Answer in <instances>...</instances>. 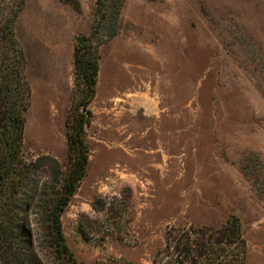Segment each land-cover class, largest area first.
I'll return each mask as SVG.
<instances>
[{
	"label": "rangeland",
	"instance_id": "rangeland-1",
	"mask_svg": "<svg viewBox=\"0 0 264 264\" xmlns=\"http://www.w3.org/2000/svg\"><path fill=\"white\" fill-rule=\"evenodd\" d=\"M68 1L26 0L16 23L32 90L24 155L65 169L85 87L76 37L92 33L97 6ZM100 51L88 171L62 217L78 260L154 264L171 228L238 215L246 264H264V0H126ZM41 242L44 262L61 264Z\"/></svg>",
	"mask_w": 264,
	"mask_h": 264
},
{
	"label": "trees",
	"instance_id": "trees-1",
	"mask_svg": "<svg viewBox=\"0 0 264 264\" xmlns=\"http://www.w3.org/2000/svg\"><path fill=\"white\" fill-rule=\"evenodd\" d=\"M125 2L97 0L92 33L76 37V84L79 89L82 84L85 87L67 121L65 169L52 155L35 160L24 155L26 112L32 90L26 74L27 55L17 36L16 23L26 0H0L1 264H46L40 254L41 240L61 264H85L68 244L62 217L88 171L86 126L91 121L90 104L99 78L100 47L119 34ZM32 215L39 218L36 226ZM247 252L242 219L232 215L219 227L191 226L184 233L171 228L167 245L158 252L154 264H246Z\"/></svg>",
	"mask_w": 264,
	"mask_h": 264
}]
</instances>
